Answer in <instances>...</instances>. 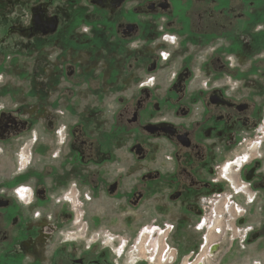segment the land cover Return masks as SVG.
Returning <instances> with one entry per match:
<instances>
[{
	"label": "flooded vegetation",
	"instance_id": "flooded-vegetation-1",
	"mask_svg": "<svg viewBox=\"0 0 264 264\" xmlns=\"http://www.w3.org/2000/svg\"><path fill=\"white\" fill-rule=\"evenodd\" d=\"M8 1L0 73L10 50L30 56L34 86L33 103L0 104V159L16 160L0 172V264H170L171 248L172 264H208L234 246L227 220L258 253L243 264H264V0ZM81 94L97 102L75 107ZM233 169L255 194L237 218L218 196ZM107 200L154 206L155 255L89 241ZM78 212L84 229L59 232Z\"/></svg>",
	"mask_w": 264,
	"mask_h": 264
},
{
	"label": "rangeland",
	"instance_id": "rangeland-1",
	"mask_svg": "<svg viewBox=\"0 0 264 264\" xmlns=\"http://www.w3.org/2000/svg\"><path fill=\"white\" fill-rule=\"evenodd\" d=\"M1 1V0H0ZM15 1V0H13ZM17 6V4H15ZM3 10V12H2ZM10 11V12H9ZM9 12L7 14L8 17L13 16L15 11L12 13V6L11 3L8 0H5L3 4L0 2V15L2 16L3 13ZM17 52V51H16ZM167 53L168 52H162L161 53V59L163 62L161 69H164L165 74L168 75L171 72H173L176 68L178 63L177 62H171L167 63ZM7 60H6V68L5 71L0 73V88H4V94L0 95V104H9L11 106L17 105L21 102H27V103H33V99L30 98L31 96L29 93L32 91V88L34 86V61L32 60V57L27 56L24 54H21L17 52L15 54L14 50H10L7 53ZM15 56V57H14ZM17 56V57H16ZM13 61H12V60ZM158 74V73H157ZM6 87L8 90L6 91ZM30 98V100H29ZM91 98V96H89ZM96 98V97H95ZM97 101H88L86 99L85 95H80L78 98L75 97L74 103L75 107H83L84 105H92L95 104ZM105 104H107V111H106V118L100 117V121L106 122L109 119L110 113H113L114 110L117 107V104L115 102V96L114 95H104V101ZM31 113H33V106H31ZM102 122H99L98 125H102ZM28 147L30 148L32 141L28 140ZM16 160H8V159H0V172L4 173L6 172V168L8 165L14 163ZM19 162V161H18ZM237 168V167H236ZM4 169V171H2ZM225 171V172H224ZM226 178L222 179V183L224 184V189L218 191L219 198H222L226 200V198H229L232 196V200L234 204L233 209H236L237 211L234 212V217L237 218V216L240 214L238 212L242 208H246L247 206L251 205L250 200L253 198L255 194L250 191V189L247 187V183L239 177V172L235 169H233L232 174H228L226 170H223L222 172ZM238 175V176H237ZM236 179V180H235ZM247 187V188H245ZM237 192V193H236ZM226 202V201H225ZM108 204L112 205H105L104 207L100 206L98 207V210L100 211L103 209L104 211L101 213L102 219L98 221L94 215L93 212L90 210L91 215V222H90V230H91V237H89V241L97 240V235L101 236L102 241L104 242L103 246H109L111 245V242L113 241H119L120 245L117 249L123 246L126 241L130 242L129 245V256H133V254H137V250L141 249L143 251H147V253L150 252L153 255H155L156 247L152 248V244L150 243L151 240L149 238L151 229L148 228V220H151L152 218L150 215H153V209L154 206L150 205L149 203L144 204L138 208H133L129 206H125L123 203V200H107ZM149 205V206H148ZM226 205L228 207H231L230 204ZM74 208V205L71 206V208ZM224 208V207H222ZM47 215H52V212L55 210L54 205L45 206L43 207ZM41 211L40 209L36 208L34 212ZM81 212H78V214L75 213L74 215V221L67 225L66 227L62 226L58 228V231H78L83 230V224L81 222L78 223V225H75L74 222L77 220H80V216H78ZM252 210H251V216H252ZM219 216L221 214L220 211L217 213ZM81 215V214H80ZM222 215H228V213H224ZM50 217V216H49ZM48 217V218H49ZM227 218H229L227 216ZM47 222L42 223V226H46L48 224ZM228 221V220H227ZM226 222L227 228L225 229V234L222 238V240L227 243H234L233 248L231 251L225 250L222 254L216 255L215 257H211L210 255L203 256L205 260H207L208 264H218V262L224 258L223 263L227 264H243L246 262L247 259H253L258 256V253L255 251H249L247 254L244 253L245 250L242 248V239L243 236L240 235L241 231L243 230L242 227L234 228L230 231V221ZM139 232V233H138ZM141 232H143L144 236L141 235ZM138 233V234H137ZM221 235H217L218 239ZM42 241V239H41ZM101 241V242H102ZM41 251L46 250V247L49 246L46 245V242H41ZM44 243V244H43ZM229 244L227 243L226 249H228ZM152 249V250H151ZM177 249V248H174ZM171 251L168 254L169 263L172 264L174 262V259L176 258V252L171 248ZM150 257H152L150 255ZM167 257V256H166ZM193 257L192 254H181L180 257L177 256L178 260L176 264H194L193 261H188L189 258ZM165 259V258H164ZM152 261V259L150 260ZM166 261H161L162 264H164Z\"/></svg>",
	"mask_w": 264,
	"mask_h": 264
},
{
	"label": "built area",
	"instance_id": "built-area-1",
	"mask_svg": "<svg viewBox=\"0 0 264 264\" xmlns=\"http://www.w3.org/2000/svg\"><path fill=\"white\" fill-rule=\"evenodd\" d=\"M236 193H237V192H236ZM227 203L230 204V205H232V204L234 203L233 200H232V196H230V197L228 198Z\"/></svg>",
	"mask_w": 264,
	"mask_h": 264
}]
</instances>
